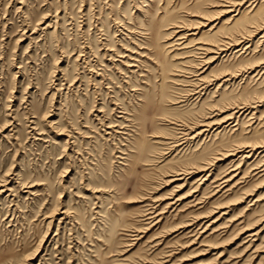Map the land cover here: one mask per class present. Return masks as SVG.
Segmentation results:
<instances>
[{"label":"rangeland","instance_id":"obj_1","mask_svg":"<svg viewBox=\"0 0 264 264\" xmlns=\"http://www.w3.org/2000/svg\"><path fill=\"white\" fill-rule=\"evenodd\" d=\"M0 264H264V0H0Z\"/></svg>","mask_w":264,"mask_h":264},{"label":"bare ground","instance_id":"obj_2","mask_svg":"<svg viewBox=\"0 0 264 264\" xmlns=\"http://www.w3.org/2000/svg\"><path fill=\"white\" fill-rule=\"evenodd\" d=\"M236 3H237V2H236ZM236 3L234 2L233 5L236 4ZM239 3H240V2H239ZM242 3H243V0H242ZM253 3H254V2H253ZM230 4H231V3H230ZM230 6H231V5H230ZM238 6H239V5H238ZM233 8H234V7H233ZM233 8H232V9H233ZM236 11H237V10H236ZM261 27H262V26H261ZM256 28H258V27H256ZM260 29H261V28H260ZM210 30H212V29H210ZM183 34H184V35H183V38H184V39H185V37H186L187 35H189L188 33H183ZM186 34H187V35H186ZM190 34H194V33H190ZM178 36H179V35H178ZM171 37H172V36H171ZM178 38H179V37H178ZM180 38H181V37H180ZM184 41H185V40H184ZM184 41H182V42H180V43H178V42H176V43H178V46H180L181 48H182V47H186V46H188V43H190V41H189V42H186V43H185ZM224 42H225V41H224ZM170 43H172V42H170ZM215 43H216V42H215ZM226 43H227V42H226ZM201 44H202V43H201ZM207 44H208V45H211L210 43H206V45H207ZM230 44L233 45V43H230ZM213 45H214V44H213ZM220 45H222V44H220ZM215 46H216V45H215ZM217 47H218V46H217ZM217 47H216V48H217ZM227 48H228V46H227ZM227 48H226V49H227ZM203 49H204V48H203ZM217 49H218V48H217ZM224 49H225V48H224ZM205 50H207L208 52H211V51H212L211 48H208V49H205ZM226 51H227V50H226ZM84 52H85V50H84ZM86 52H87V51H86ZM208 52H207V53H208ZM213 52H216V51H213ZM217 52H219V51L217 50ZM217 52H216V53H217ZM220 52H221V51H220ZM87 53H88V52H87ZM84 55H85V54H84ZM87 57H88V56H87ZM86 61H88V60H86ZM89 63H90V62H89ZM89 63H88V64H89ZM89 65H91V63H90ZM91 66H92V65H91ZM88 68H90V67H88ZM88 70H89V69H88ZM90 70H91V69H90ZM90 70H89V71H90ZM90 73H92V72H90ZM195 86H196V85H195ZM194 89H195V88H194ZM193 91H195V90H193ZM188 93H189V92H188ZM243 108H244V107H243ZM240 109H241V108H240ZM237 113H239V112H237ZM234 114H235V113H233V115H234ZM101 117H102V116H101ZM196 123H197V122H196ZM212 124H215V123L213 122ZM197 125H200V126H201V124H197ZM197 125H196V126H197ZM209 125H210V124H209ZM235 125H236V124H235ZM194 127H195V126H194ZM201 127H203V126H201ZM204 127H205V124H204ZM189 128H190V127H189ZM189 128H188V129H189ZM191 128H192V127H191ZM207 128H209V126H208ZM207 128H206V129H207ZM207 130H208V129H207ZM186 131H187V130H186ZM193 131H194V128H193ZM203 131H204V130H203ZM208 131H209V130H208ZM201 132H202V131H201ZM205 132H206V131H205ZM185 133H186V132H185ZM198 133H199V132H197L196 134H198ZM200 134H201V133H200ZM151 135H152V134H151ZM193 136H195V134H194ZM193 136H190V137L192 138ZM184 138H186V137H184ZM188 139H189V138H188ZM176 140H177V139H176ZM177 141H178V140H177ZM186 141H187V140H186ZM178 142H179V141H178ZM178 142H177V143H178ZM187 142H188V141H187ZM180 145H181V144H180ZM185 146H186V145H185ZM240 147H241V146H240ZM243 147H244V146H243ZM252 148H253V146H252ZM256 149H259V148H256ZM246 151H247V150H246ZM251 151H252V150H251ZM244 152H245V151H244ZM244 152H243V153H244ZM261 152H262V151H261ZM236 156H237V154H236ZM243 156H244V155H243ZM250 156H251V155H250ZM240 159H241V158H240ZM246 159H247V158H246ZM246 159H245V160H246ZM235 162H236V161H235ZM206 169H207V168H206ZM206 169H205V170H206ZM191 170H192V169H191ZM200 170H201V168H200ZM203 170H204V169H203ZM183 171H184V170H183ZM187 171H188V170H187ZM175 172H176V171H175ZM209 172H210V170H209ZM231 172H232V171H231ZM176 173H177V172H176ZM176 175H177V174H176ZM183 175H184V174H183ZM189 175H190V174H189ZM178 176H179V175H178ZM175 177H176V176H175ZM234 177H235V176H234ZM202 178H203V177H202ZM230 178H231V177H230ZM177 179H178V178H177ZM177 179H176V180H177ZM205 179H206V178H205ZM174 180H175V179H174ZM174 180H173V181H174ZM218 188H219V187H218ZM65 212H66V211H65ZM213 222H214V221H213Z\"/></svg>","mask_w":264,"mask_h":264}]
</instances>
